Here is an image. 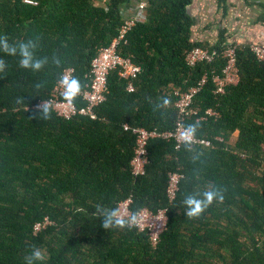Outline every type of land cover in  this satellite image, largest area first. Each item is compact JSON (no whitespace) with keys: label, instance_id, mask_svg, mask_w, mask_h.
<instances>
[{"label":"trees","instance_id":"obj_1","mask_svg":"<svg viewBox=\"0 0 264 264\" xmlns=\"http://www.w3.org/2000/svg\"><path fill=\"white\" fill-rule=\"evenodd\" d=\"M34 1L0 0V37L17 46L34 41L35 57L48 60L33 72L19 66V55L0 48L6 64L0 72V264H25L33 247L45 253L38 264H264V61L240 43L238 84L214 94L212 77L220 75L225 59L188 67L184 57L194 47L221 51L235 45L225 29L216 41H201L187 12L193 0H142V18L119 49L140 74L133 80L110 74L97 119H64L51 109L44 119L32 106L51 96L64 70L74 69L81 92L90 84L92 61L118 36L127 0ZM203 76L207 82L192 102L196 115L183 124L197 125L195 135L210 145L175 149L172 140L151 138L144 171L133 175L134 134L123 125L171 130L173 92ZM74 101L84 104L80 94ZM209 109L217 116H208ZM171 170L183 177L169 203L164 185ZM208 190L223 200L186 218L185 197ZM127 197L131 212L167 208L156 246L134 227L101 226L103 210ZM46 219L50 224L35 233Z\"/></svg>","mask_w":264,"mask_h":264},{"label":"built area","instance_id":"obj_2","mask_svg":"<svg viewBox=\"0 0 264 264\" xmlns=\"http://www.w3.org/2000/svg\"><path fill=\"white\" fill-rule=\"evenodd\" d=\"M26 3L36 4L34 0H24ZM145 4H141V12L137 13L133 17L125 18L123 24L118 29V36L104 48H101L97 57L92 61L90 72V84L86 89L80 93V97L84 102L83 105H77L75 101L69 103L64 99V89L60 83L64 75H69L74 78V69L68 68L64 70L61 79L57 85L54 86L51 96L44 100H39L32 106V109H37V105L44 101L50 105V109L53 110L59 117L64 119H71L74 117H88L90 119H97L95 112L99 107L107 100L108 91V78L114 71H118V76L122 79L133 80L141 72V68L134 64L131 57H123L119 53L120 47L126 43V36L130 32L131 28L135 25V22L142 18V9ZM260 36L264 38V30L261 31ZM240 43L235 45H228L227 48L218 50H208L194 47L190 49L185 57L184 63L188 67L194 66L196 63L205 62L211 63L217 58L225 59V66L221 70L220 75L212 77L214 84V94H223L226 87L237 85L239 82V71L237 67L235 48ZM249 50L258 61H264V40L261 42H255L249 44ZM207 77L203 76L197 84L190 87L186 91L179 92L174 91L175 101L173 107L175 109V120L173 128L171 130H146L143 128H130L124 124V130H131L134 134V145L132 148V157L129 160L131 173L133 175L142 174L144 166L147 163V142L151 138H161L164 140H172L175 149H179L185 143L181 140V133L187 127L184 120L191 115H196V112L192 109V102L197 93L206 84ZM127 91L132 92L133 86L129 84L126 87ZM28 109V108H27ZM208 116H217L213 110H207L205 112ZM203 119V118H202ZM201 119V120H202ZM210 140L203 137L194 136L191 144L208 146ZM183 174L176 170L166 172V181L164 185L165 196L169 203H171L177 196L179 191L180 180ZM131 199L129 197L118 201V205L123 211L131 212L130 210ZM136 211H139L142 216V223L139 227H134L137 231L144 232L148 238L149 243L152 246H156L160 234L165 229L167 224V208H157L152 211L147 207H142ZM134 211V212H136ZM50 224V221L46 219L44 223H37L34 227L35 233H38L46 225Z\"/></svg>","mask_w":264,"mask_h":264},{"label":"clouds","instance_id":"obj_3","mask_svg":"<svg viewBox=\"0 0 264 264\" xmlns=\"http://www.w3.org/2000/svg\"><path fill=\"white\" fill-rule=\"evenodd\" d=\"M0 48L10 56L19 55V66L23 69H30L33 72H39L48 63L47 58L38 59L35 57L34 50L37 48V44L34 41L21 42L17 45H10L7 37H0ZM59 63L58 60L54 61ZM6 64L4 60H0V72L5 70ZM64 92L63 96L66 101L71 103L74 101L81 92V83L78 79L72 78L69 75H64L60 81ZM40 88L41 85H37ZM170 101L164 100V104L167 105ZM38 115L44 119H50V105L44 101H41L37 105ZM197 131V125H189L181 133V140L190 145L193 142V138ZM219 198L223 200L222 194L217 191H204L199 195H188L183 200L185 208L186 218H198L213 202ZM142 223V216L139 211L125 212L119 206L110 209H105L102 212L101 226L105 230L125 228L131 229L133 227H139ZM45 253L38 247H33L30 254L24 257L25 264H38L45 260Z\"/></svg>","mask_w":264,"mask_h":264},{"label":"crops","instance_id":"obj_4","mask_svg":"<svg viewBox=\"0 0 264 264\" xmlns=\"http://www.w3.org/2000/svg\"><path fill=\"white\" fill-rule=\"evenodd\" d=\"M142 3L127 0L124 16L133 17L141 12ZM263 5L264 0H193L187 12L193 20L194 35L201 41H216L223 28L230 42L251 44L264 40L260 36L264 30Z\"/></svg>","mask_w":264,"mask_h":264}]
</instances>
